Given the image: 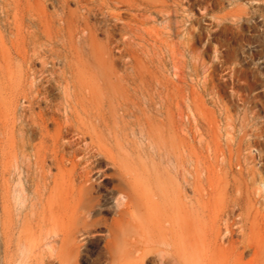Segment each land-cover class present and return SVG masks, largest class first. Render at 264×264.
Masks as SVG:
<instances>
[{
	"label": "rangeland",
	"instance_id": "obj_1",
	"mask_svg": "<svg viewBox=\"0 0 264 264\" xmlns=\"http://www.w3.org/2000/svg\"><path fill=\"white\" fill-rule=\"evenodd\" d=\"M133 1L0 0V264L111 261L102 221L117 193L105 157L91 158L101 223L66 249L38 224L32 147L40 124L58 126L40 114L63 121L70 106L102 113L121 164L178 190L199 248L218 231L217 264H264V0ZM45 171H57L49 158Z\"/></svg>",
	"mask_w": 264,
	"mask_h": 264
},
{
	"label": "bare ground",
	"instance_id": "obj_2",
	"mask_svg": "<svg viewBox=\"0 0 264 264\" xmlns=\"http://www.w3.org/2000/svg\"><path fill=\"white\" fill-rule=\"evenodd\" d=\"M127 1L125 0L126 3H128ZM90 4L93 5L92 3ZM151 4H155V3H151ZM132 6L134 7V5ZM147 6L149 5L147 4ZM158 7L160 6H157V8ZM162 9L163 8H161V10ZM169 18L171 17L169 16ZM166 19L168 18L166 17ZM179 21L181 23V20ZM120 106L123 107L122 105ZM66 112L67 113L65 114V118L63 121H61L60 118H57L53 112H51V114L45 117L43 113L40 114L41 123H46L48 122V120H50L52 122L57 123L58 126L55 127L52 131H46L43 129L42 124H40L39 141L32 147L33 148L32 161L36 166V170H37L36 172L37 183L35 187H33L34 188L33 193L35 194L36 200L33 205L35 204L37 205L38 224L41 227L47 226L48 229L53 230L54 234L59 237V245H58L59 249H66L69 248L70 246L77 247L78 246L77 243L75 242V240L70 238V236L76 233L77 231L90 232L92 227H94L96 223H101V219L95 218L94 214L91 213L94 210L95 206L99 205L97 203L99 197L91 196L92 194L91 192L94 188V182L92 180L93 172H92L91 158L95 157L93 158V160L94 159L96 160V158L99 157V159L97 160V162H99L101 159L100 156L98 155H101L102 157H105L107 160L111 162L112 166L111 167L108 166V167L112 168L113 174H115L116 176L115 183L112 185V188L117 193L115 196L117 202L115 203L114 213L109 221H106L105 219H103L102 221L106 229V237L104 244L105 249L107 251L106 255L108 259H111V261L108 262V264H144L145 260L148 259L149 257L156 258V261L153 264H217L215 261V256L213 255L212 251L214 244L218 242V236H219L218 231L212 228L208 246L205 248L203 247L202 249L199 248L197 244L193 242V240H190V236H188L186 233L187 221L186 219L183 218L182 201L178 193V190L170 189L168 184L162 185L156 183L152 180L150 173H148L147 171L144 170L139 171L137 169L129 167L126 164L123 165L120 163L119 160H117L115 154L113 153L112 147L108 146L111 145L112 140L113 141L115 140L114 143L116 142L117 140L116 133L114 131L113 132L110 131L111 129L109 128V125L106 123V118H104L102 113H100L99 111L96 112L84 111L82 113L83 117H80L81 114L79 113V110L71 106L67 109ZM100 127L104 128L106 130V133L104 130L103 132H99ZM73 134L77 135V139H71V135ZM69 135L70 138L68 137ZM86 136L89 137V142L85 143L84 147L80 149L76 145H78L82 140H84ZM22 137H24V135ZM116 144L117 142L114 145ZM219 144L222 143L219 142ZM254 145L256 146V142L254 143ZM230 146L227 145V148H229ZM68 148H70L71 150H68ZM231 152L232 151H230V153ZM47 158L51 160L52 164L55 166L57 170L53 174L47 173L45 171V161L47 160ZM244 162L246 161L244 160ZM107 164H109V162ZM261 165L264 164L261 163ZM245 167L246 166H244V168ZM98 172H101V170ZM251 183H253V181H251ZM192 203L193 202H191V204ZM99 210L100 209H98L97 212H99ZM64 226H66V229ZM62 256H64V253H62V251L60 250L58 253V258ZM221 264H225V263H221Z\"/></svg>",
	"mask_w": 264,
	"mask_h": 264
}]
</instances>
